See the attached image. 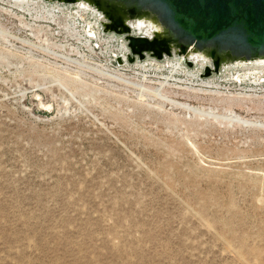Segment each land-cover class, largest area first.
Instances as JSON below:
<instances>
[{
	"label": "rangeland",
	"instance_id": "1",
	"mask_svg": "<svg viewBox=\"0 0 264 264\" xmlns=\"http://www.w3.org/2000/svg\"><path fill=\"white\" fill-rule=\"evenodd\" d=\"M102 21L0 0V264H264V71Z\"/></svg>",
	"mask_w": 264,
	"mask_h": 264
},
{
	"label": "water",
	"instance_id": "2",
	"mask_svg": "<svg viewBox=\"0 0 264 264\" xmlns=\"http://www.w3.org/2000/svg\"><path fill=\"white\" fill-rule=\"evenodd\" d=\"M59 3H76L77 0H51ZM104 4H122L125 9L134 6L143 10L146 4L137 0H102ZM160 4L176 32L168 39L137 37L132 35L131 28L120 14H108L97 4L96 11L105 15L101 24L106 32L123 36L129 54L127 62L143 59L146 55L156 59L170 55L168 43L177 42L179 50L187 46L204 48L210 42L209 59L211 66H205L203 76L218 73L221 67L218 55L222 51L230 53H249L257 49L264 54V0H152ZM127 14V13H126ZM129 15V14H127ZM159 17V16H158ZM161 20V19H160ZM174 29V28H173ZM173 31V30H172ZM171 32L168 29V33ZM236 37H225L228 34ZM222 37V38H221ZM218 41H215V40Z\"/></svg>",
	"mask_w": 264,
	"mask_h": 264
},
{
	"label": "bare ground",
	"instance_id": "3",
	"mask_svg": "<svg viewBox=\"0 0 264 264\" xmlns=\"http://www.w3.org/2000/svg\"><path fill=\"white\" fill-rule=\"evenodd\" d=\"M137 1L145 3L147 5L146 8L140 10L138 9V7L134 6L130 9H125L122 4H115L110 2L104 4L102 0H77L76 3H69V4L71 7L81 12V14L89 11L92 14V16H96V12H98L96 11L97 7L92 8L90 5L97 4L98 7L105 9L108 14L117 13L120 14L121 16H125L123 18L124 22L130 26L132 32H136L135 35H137V37H146L148 39L149 38L168 39L170 36H173V33L175 32L178 35H181V32H178L177 29L172 26L171 21L167 17V11L160 4L152 0H137ZM98 13L102 17V19L105 20V15L100 12ZM126 13L129 15H127ZM131 18L134 21L132 23L130 21ZM168 29H170L171 32L168 33ZM232 36L238 38L236 34H231V33L225 37L230 38ZM215 41L218 40L216 39ZM202 44H205L204 48L202 47L198 49L194 46H187L186 48L179 50L180 48L177 47V42H172V43L169 42L167 48L169 49V53L171 51L173 53L176 50H178L185 57L193 55V56H198L199 59L208 60L210 42H206ZM225 59H230L232 61L233 60L250 61L252 62L251 65H253L256 69L259 68L260 70L264 71V54H260V51H258L257 49H254L249 53H244V54L242 53L235 54V53H230L229 51H222V53L218 55V61L221 63L222 60ZM200 64H202L203 66L204 65L210 66L209 63L203 64L202 61L200 62Z\"/></svg>",
	"mask_w": 264,
	"mask_h": 264
},
{
	"label": "built area",
	"instance_id": "4",
	"mask_svg": "<svg viewBox=\"0 0 264 264\" xmlns=\"http://www.w3.org/2000/svg\"><path fill=\"white\" fill-rule=\"evenodd\" d=\"M110 34H112V32H109ZM115 35H117V34H115ZM119 36V35H118ZM123 41H124V39H123ZM125 42V41H124ZM128 54H129V51H128ZM128 54L126 55V56H128ZM124 58V57H123ZM126 60H127V57H126Z\"/></svg>",
	"mask_w": 264,
	"mask_h": 264
}]
</instances>
